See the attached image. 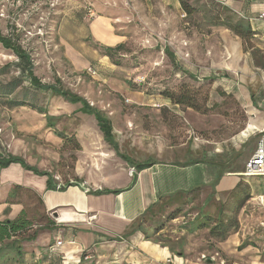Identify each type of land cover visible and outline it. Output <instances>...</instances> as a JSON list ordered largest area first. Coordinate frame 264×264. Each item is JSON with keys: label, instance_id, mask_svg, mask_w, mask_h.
Here are the masks:
<instances>
[{"label": "rangeland", "instance_id": "1", "mask_svg": "<svg viewBox=\"0 0 264 264\" xmlns=\"http://www.w3.org/2000/svg\"><path fill=\"white\" fill-rule=\"evenodd\" d=\"M188 4L190 15L179 0H0V34L29 54L41 83L58 79L61 88L101 110L119 139L128 138L119 149L132 161L148 155L152 161L157 160L154 156L170 160L204 155L229 161L228 169L244 172L259 136L242 144L232 141L247 121L244 102L232 88L249 85L244 72L249 50L219 25L230 16L243 17L214 0ZM97 16L109 18L122 38L116 45L120 50L112 56H104L105 46L89 36V25ZM69 49L78 53L85 67L77 68L68 59ZM252 58L264 70V54ZM17 65L13 53L0 45V152L11 154L19 144L16 155L26 162L44 166L59 180L69 178L76 143L51 134L74 138L80 126L74 118L80 115L66 108L62 98L33 89ZM168 93L187 96L195 108L173 103ZM44 113L59 117L53 128L45 125ZM213 195L205 189L191 200L172 199L146 214L140 224L175 254L203 261L202 256L216 254L211 220L220 210L226 219L234 216L229 213L235 203L230 194L219 200ZM27 211L32 228L41 229L39 205L33 203ZM247 213L236 215L239 227ZM204 218L210 219L208 229L197 230ZM159 230L162 234L157 235Z\"/></svg>", "mask_w": 264, "mask_h": 264}, {"label": "crops", "instance_id": "2", "mask_svg": "<svg viewBox=\"0 0 264 264\" xmlns=\"http://www.w3.org/2000/svg\"><path fill=\"white\" fill-rule=\"evenodd\" d=\"M225 5L248 21L254 32L244 69L249 85L237 84L232 88L244 102L247 117L244 131L253 127L246 136H241L242 131L240 140L236 136L232 141L242 144L253 136H259V141L264 138L261 132L264 128V70L255 65L251 52L257 50L264 54V20H255L264 13V0H226ZM89 36L105 47H115L122 41L121 36L114 33L111 20L103 16L92 20ZM67 57L77 68L86 66L73 49L67 51ZM64 106L80 115L74 118L80 124L74 135L80 146L73 173L78 183L55 190L53 186L62 185L63 179L55 178L44 166L38 167L16 155L19 144L13 145L11 154L5 155L18 157L47 176L24 169L19 163L0 168V222L14 220L33 203L39 204L40 215L44 217L39 224L42 228L38 230L33 226L26 235L35 236L34 240L23 243L21 264H209L207 260L174 254L168 247L152 239L146 240L144 234L135 229V223L150 208L195 188L209 189L216 200L224 198L238 185L243 171L234 172L227 168L229 161L225 164L214 156L204 155L170 160L154 156L157 159L154 161L148 155L134 162L129 153L125 155L119 149L128 138L119 139L112 127L117 145L114 150L105 142L94 116L81 112L80 103L64 100ZM46 116L53 124L59 119L45 114L48 128L51 127ZM51 137L60 138L57 133H52ZM235 153L237 155V151ZM147 162L150 165L144 169L136 168ZM217 174L221 176L217 178ZM244 181L251 196L242 209L248 212L246 218L224 242L216 244L217 258L210 264H264V178ZM101 191L110 193H96ZM259 199L263 203H259ZM57 242L61 244L56 245Z\"/></svg>", "mask_w": 264, "mask_h": 264}, {"label": "trees", "instance_id": "3", "mask_svg": "<svg viewBox=\"0 0 264 264\" xmlns=\"http://www.w3.org/2000/svg\"><path fill=\"white\" fill-rule=\"evenodd\" d=\"M179 4L186 15H190L192 13V9L188 4V0H179ZM219 25L231 31L234 36H236L243 43H245V45L247 46L246 51L247 50L250 51V48H251L250 40L253 38L254 32L251 29V26L248 21L240 19V18H235L233 15V16L226 18ZM0 45L3 49L9 50L10 52H12L13 55L18 59L17 67L20 69L21 74L26 76L30 86L33 89L42 91V92H49L54 95H58L69 103H80L82 105L81 112L94 116L97 122V126L99 130L101 131L105 142L108 143L114 150H117V145L115 144L114 139H113L111 121L101 110L93 106H90L89 103L84 98L68 90H64L63 88H61L59 86L60 82L58 81V79L55 80L54 84L41 83L40 80L33 73V64L30 59L29 54L21 46L17 45L16 43H13L10 38L4 37L0 34ZM120 47L121 46H115L114 48L112 47L103 48L102 50L104 52V56H107V57L112 56V53H115L116 51L120 50ZM165 53L171 59V61H174V58H173L174 56L167 49L165 50ZM256 53H258L257 50H253L251 52L252 55ZM17 83L18 81L16 80L13 81L11 83L12 87H15ZM166 97L175 104H178V105L187 104V106L189 105L188 107H194L193 104L188 102L189 99L187 96H184V95L176 96L174 94L168 93ZM46 119H47L48 126L52 128L54 124L52 123L51 118L46 116ZM58 136L65 141H70V139L71 140L73 139V141L76 143L75 150L79 151L80 146L77 140L75 139V137L67 138L60 134H58ZM117 154L119 153L117 152ZM119 155L124 160L129 161L127 157L121 154ZM75 160H76V156H75ZM11 163H19L24 169L31 170L37 175L47 176L46 173L39 172L37 169L27 166L20 158L5 155L4 153L0 152V168L7 167ZM148 165H150L149 162L140 164L136 168L144 169ZM73 176L74 174H72V176L69 178H63L64 183H62L60 188L57 189V184H56L53 186L54 189L62 190L67 186H71L73 183H78L76 178H74ZM220 176L221 174L219 175L217 174V178H219ZM246 178H264V177H247V176L241 177L238 185L230 193V196L235 201L234 207H232V209L229 210V213L234 215L233 218L227 217L226 219V215L223 213V211L220 210L218 213L219 217L216 220H211L213 225L209 228V234H210V237L214 239L216 244L224 242L239 227V224H238L239 222L236 218V215L243 209L245 203L251 197L249 193V186L244 181V179ZM68 179H71L72 182L68 181ZM202 190H203L202 188H195L186 193L177 194L173 196L172 198H170L168 201L175 199V198L177 199L184 198V199L191 200L192 197L197 195L198 192H201ZM96 193L102 194V193H110V192L101 191V192H96ZM112 193H116V192H112ZM14 195L15 197L18 195L16 193V190L14 191ZM159 206L160 205H157L147 210L140 217V219L135 223V229L142 232L146 240H150V239L153 240V234H151L150 231H147L146 229H144L141 226L140 222H142V219L146 214H149L152 211L158 209ZM208 221H210V219L206 218L205 221L199 222L200 224L196 226V229L197 230L206 229V228L208 229ZM31 228H32V221L28 217L27 209H23L20 215L12 221L0 222V264H21L22 263V258L24 254L23 243L34 240V236H35L34 234L26 236L30 232ZM153 241L158 243V241L156 240H153ZM161 245L168 247L167 245H164V244H161ZM168 248L171 250L172 253H174L172 248L170 247ZM176 254H180V256H183V254L180 252Z\"/></svg>", "mask_w": 264, "mask_h": 264}, {"label": "built area", "instance_id": "4", "mask_svg": "<svg viewBox=\"0 0 264 264\" xmlns=\"http://www.w3.org/2000/svg\"><path fill=\"white\" fill-rule=\"evenodd\" d=\"M222 5H225L226 0H214ZM256 21L264 20V13L258 15L255 19ZM94 74V73H93ZM264 133V128L261 131ZM133 170H131L132 172ZM243 176L247 177H264V138H261L256 146L254 153L250 156L244 166V172L242 173ZM58 181V179H56ZM61 184H57V189L60 188ZM259 203H263L262 199H259ZM61 242H57L56 245H60ZM217 254L213 256H202L203 261L211 260L212 262L215 261ZM86 259V258H85Z\"/></svg>", "mask_w": 264, "mask_h": 264}, {"label": "water", "instance_id": "5", "mask_svg": "<svg viewBox=\"0 0 264 264\" xmlns=\"http://www.w3.org/2000/svg\"><path fill=\"white\" fill-rule=\"evenodd\" d=\"M179 255H180V254H179ZM206 262H207V263H209V264H210V263H212V261H211V260H207Z\"/></svg>", "mask_w": 264, "mask_h": 264}]
</instances>
